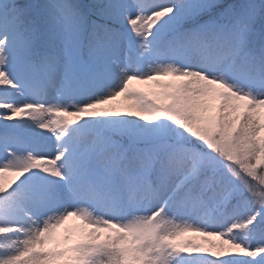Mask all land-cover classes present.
<instances>
[{"label": "snow or ice", "instance_id": "6c2138e0", "mask_svg": "<svg viewBox=\"0 0 264 264\" xmlns=\"http://www.w3.org/2000/svg\"><path fill=\"white\" fill-rule=\"evenodd\" d=\"M0 264H264V0H0Z\"/></svg>", "mask_w": 264, "mask_h": 264}, {"label": "trees", "instance_id": "16d2710c", "mask_svg": "<svg viewBox=\"0 0 264 264\" xmlns=\"http://www.w3.org/2000/svg\"><path fill=\"white\" fill-rule=\"evenodd\" d=\"M136 89H138V90H140V91H143V92H150V91H152L153 90V85L152 84H136ZM119 101H115L114 102V104L115 105H117V106H119V104H117ZM15 121H13V122H6V123H14ZM188 239H195V240H197V241H202L203 239H205V238H203V237H195V236H189L188 237ZM181 241H183L182 239H181ZM217 243H220V241L219 240H217L216 241ZM237 251L238 250H235V249H233L232 250V253H233V255H236L237 254ZM223 258V257H222Z\"/></svg>", "mask_w": 264, "mask_h": 264}, {"label": "rangeland", "instance_id": "374dc122", "mask_svg": "<svg viewBox=\"0 0 264 264\" xmlns=\"http://www.w3.org/2000/svg\"><path fill=\"white\" fill-rule=\"evenodd\" d=\"M119 99L121 100V103L123 104V106L130 103V101L125 100L123 97H121ZM45 135H50V134L45 133ZM53 144H54V142H52V140H49L48 141V148H49V150H51Z\"/></svg>", "mask_w": 264, "mask_h": 264}]
</instances>
